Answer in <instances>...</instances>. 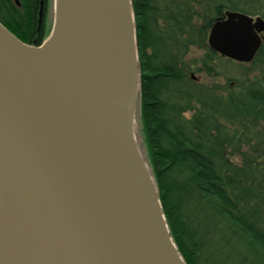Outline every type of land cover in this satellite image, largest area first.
Here are the masks:
<instances>
[{
	"label": "water",
	"instance_id": "water-1",
	"mask_svg": "<svg viewBox=\"0 0 264 264\" xmlns=\"http://www.w3.org/2000/svg\"><path fill=\"white\" fill-rule=\"evenodd\" d=\"M264 17L225 11L211 49L248 63ZM131 0H53L39 45L0 23V264H184L134 136Z\"/></svg>",
	"mask_w": 264,
	"mask_h": 264
},
{
	"label": "trees",
	"instance_id": "trees-1",
	"mask_svg": "<svg viewBox=\"0 0 264 264\" xmlns=\"http://www.w3.org/2000/svg\"><path fill=\"white\" fill-rule=\"evenodd\" d=\"M131 5L137 128L171 240L184 264H264V37L248 63L207 42L225 11L264 17V0ZM18 12L0 0V23L28 43Z\"/></svg>",
	"mask_w": 264,
	"mask_h": 264
},
{
	"label": "flooded vegetation",
	"instance_id": "flooded-vegetation-1",
	"mask_svg": "<svg viewBox=\"0 0 264 264\" xmlns=\"http://www.w3.org/2000/svg\"><path fill=\"white\" fill-rule=\"evenodd\" d=\"M18 8L17 30L29 33L28 43L41 44L49 34L53 22V0H12ZM51 14V25L47 29V16Z\"/></svg>",
	"mask_w": 264,
	"mask_h": 264
},
{
	"label": "rangeland",
	"instance_id": "rangeland-1",
	"mask_svg": "<svg viewBox=\"0 0 264 264\" xmlns=\"http://www.w3.org/2000/svg\"><path fill=\"white\" fill-rule=\"evenodd\" d=\"M46 20H47V29H48V28L50 27V25H51V14H49V15L47 16V19H46ZM200 79L208 80L205 76H202V75L200 76ZM218 80H219L218 82H219L220 84H224V83H225V80H224L223 77H219ZM134 121H135V125H136V123H137V125H138V121H137V119H136V116H135ZM136 143H137V145H138V148H139L141 154L143 155L144 158H146V147H145V142H144V139H143V135H142L141 132H140V129H139V132H138V134H137Z\"/></svg>",
	"mask_w": 264,
	"mask_h": 264
},
{
	"label": "bare ground",
	"instance_id": "bare-ground-1",
	"mask_svg": "<svg viewBox=\"0 0 264 264\" xmlns=\"http://www.w3.org/2000/svg\"><path fill=\"white\" fill-rule=\"evenodd\" d=\"M5 27V26H4ZM50 33V32H49ZM49 35V34H48ZM48 35L46 36V38L48 37ZM45 38V39H46ZM20 40V39H19ZM21 41V40H20ZM23 42V41H22ZM27 44H29V43H27ZM31 45V44H30ZM139 65V64H138ZM133 128H134V136H135V139L137 138V134H138V128H137V123H136V125H135V121H134V123H133ZM138 146V145H137ZM2 206V198H0V207Z\"/></svg>",
	"mask_w": 264,
	"mask_h": 264
}]
</instances>
